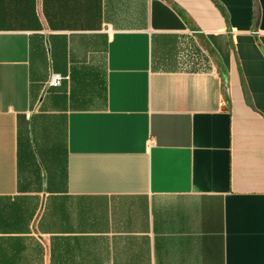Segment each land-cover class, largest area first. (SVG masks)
<instances>
[{
  "label": "crops",
  "instance_id": "1",
  "mask_svg": "<svg viewBox=\"0 0 264 264\" xmlns=\"http://www.w3.org/2000/svg\"><path fill=\"white\" fill-rule=\"evenodd\" d=\"M0 264H264V0H0Z\"/></svg>",
  "mask_w": 264,
  "mask_h": 264
},
{
  "label": "built area",
  "instance_id": "2",
  "mask_svg": "<svg viewBox=\"0 0 264 264\" xmlns=\"http://www.w3.org/2000/svg\"><path fill=\"white\" fill-rule=\"evenodd\" d=\"M64 79L65 78L62 77L61 75H52L51 78H50V81H49L48 85L50 87H59V86H61V83H62V81Z\"/></svg>",
  "mask_w": 264,
  "mask_h": 264
}]
</instances>
